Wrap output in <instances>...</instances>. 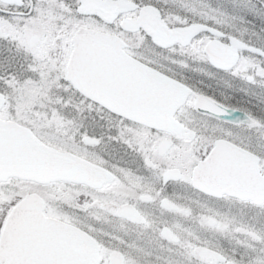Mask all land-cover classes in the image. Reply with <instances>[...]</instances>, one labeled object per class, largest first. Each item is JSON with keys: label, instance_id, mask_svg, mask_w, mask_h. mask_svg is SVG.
Here are the masks:
<instances>
[{"label": "snow or ice", "instance_id": "6c2138e0", "mask_svg": "<svg viewBox=\"0 0 264 264\" xmlns=\"http://www.w3.org/2000/svg\"><path fill=\"white\" fill-rule=\"evenodd\" d=\"M0 264H264V0H0Z\"/></svg>", "mask_w": 264, "mask_h": 264}]
</instances>
